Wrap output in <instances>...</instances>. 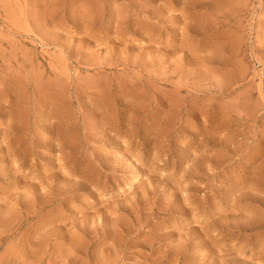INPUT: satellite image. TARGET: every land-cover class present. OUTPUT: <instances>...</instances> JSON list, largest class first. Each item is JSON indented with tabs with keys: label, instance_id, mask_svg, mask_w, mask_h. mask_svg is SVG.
<instances>
[{
	"label": "rangeland",
	"instance_id": "rangeland-1",
	"mask_svg": "<svg viewBox=\"0 0 264 264\" xmlns=\"http://www.w3.org/2000/svg\"><path fill=\"white\" fill-rule=\"evenodd\" d=\"M0 264H264V0H0Z\"/></svg>",
	"mask_w": 264,
	"mask_h": 264
}]
</instances>
